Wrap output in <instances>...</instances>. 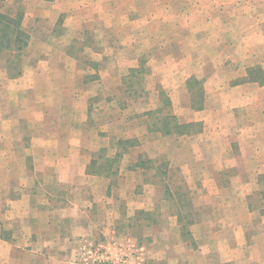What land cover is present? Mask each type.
Listing matches in <instances>:
<instances>
[{
  "label": "rangeland",
  "instance_id": "374dc122",
  "mask_svg": "<svg viewBox=\"0 0 264 264\" xmlns=\"http://www.w3.org/2000/svg\"><path fill=\"white\" fill-rule=\"evenodd\" d=\"M53 1L55 0H5L0 3V6L3 5L1 10L8 9L5 12L10 14L11 18L22 12L21 29L27 36L24 40L28 43L17 60L18 69H13L14 66L6 62V56L0 54V103L15 106L20 102L15 106V114L25 115L28 119L36 116L37 106L48 103L56 107V114L61 119H70L73 124L86 122L88 128L84 130L87 135L93 136L87 138L88 148L93 153L102 150V159L113 158L122 151L121 147H117V140L131 135L137 136L136 147L113 162L110 168L111 172H116L113 176H109L107 180L100 177L87 181L88 184L102 188L103 183H109L105 199H100V205L93 208L91 213L98 219V222H93V234L95 229L100 231V236L96 234L95 239L92 238L91 241L95 244L94 247L96 244L108 243L109 238L127 242V235L130 234L129 244H134L135 247H157V240L149 243V240L143 237L144 226L140 225L141 228L134 225V220L138 226L144 219V215H138L137 212L149 211L155 216H173L175 208L170 201L175 202L177 199L175 188L178 186L186 191L188 198L191 192L193 195L199 192L200 195L196 196L195 200L202 202L205 199L202 193L205 192L196 190V179L184 173L175 164L178 161L189 163L195 154L206 157L217 153L219 146L223 147L224 142H219L217 138L215 142L208 141L207 131L200 127L199 123L186 129L196 136L184 137L181 140L183 149L176 157L171 153L166 156L169 161L165 155L154 156L152 159L153 166L156 167L161 162H167L165 165L168 172L161 181L159 176H154V169L146 172L147 167L140 165L141 161L149 158L144 144L153 137L158 146H166L160 150L163 154L175 149L177 140L174 137H151L145 133V126L147 122L154 121L159 125L165 118L175 117L181 122L189 121L195 116H204L202 113L193 115V112L202 107L204 98L205 101L208 100L207 108L210 105V110H213L209 112L213 118L227 119L225 113H228V110L220 108V105L225 103L221 87L245 82L249 69L255 70V76L264 85V0H58L56 5L51 3ZM127 10L133 14V23L128 21L127 15L123 16ZM59 11L67 13L65 26L52 31L49 27L56 20ZM81 22H84V28L89 30L74 29ZM99 23L110 27L112 31L90 30ZM145 23L150 25L141 30ZM111 38L118 41L107 42ZM98 40L101 42L95 45ZM37 42L46 45H38ZM47 42L60 46L53 48ZM80 42H87L84 50L82 49L86 59L88 58L92 65L96 60L95 65H91L87 72L93 74L97 70L103 78L100 83L90 85L86 94H80L77 88L81 81L78 77L69 81V87L73 89L70 92L79 93L75 92L73 95L67 93L68 88H64V92L59 89L60 94H54L50 90L49 95H44L40 85L39 95L28 93L18 98L13 89L3 84L8 79L7 75H17V70L18 75L23 71L26 74L35 66L45 70L47 61L41 58L40 63L36 64L37 53L57 49L56 61L61 63L58 61L59 57L67 56L68 45L74 58L79 53ZM102 56L107 58V61L102 63ZM57 62L53 63L54 67H60ZM61 69L63 68L60 67ZM54 81L59 83L58 79L51 80V83ZM189 87L193 89V94L188 92ZM262 90L264 92V86ZM99 91L101 92L98 93ZM216 92L220 95L213 97ZM147 111L154 113L144 117L143 113ZM244 112L245 110L239 111L242 119L246 117ZM26 122L29 123L30 120H25ZM233 124L236 125V122ZM20 130L28 134V131L32 133L35 129L20 126ZM45 131L47 132V128ZM204 131L206 135L203 134ZM81 133H84L83 129L78 126L72 125L68 128L66 134L71 135V144L74 147L78 141L77 136ZM161 139L164 141H158ZM147 149L152 156L159 152L150 148L149 142ZM218 163L216 162L217 166ZM135 164L138 165L135 173H128L129 166ZM223 164L220 163L222 166ZM221 183H225L223 178ZM164 185L169 188L170 199ZM261 198H264V194ZM71 201L74 203V198ZM161 201L164 204H161ZM98 207L101 209H97ZM75 212L70 213L74 218ZM165 221L167 220L157 227L162 225L170 230L169 225L173 226V221ZM66 225L65 229L68 230L72 224ZM195 227L196 231L199 230L198 226ZM96 248L91 249L92 254L88 255L93 259L84 260L82 256L76 255L73 261L70 257H64L65 262L112 263L103 258L104 248Z\"/></svg>",
  "mask_w": 264,
  "mask_h": 264
},
{
  "label": "crops",
  "instance_id": "0c3cea01",
  "mask_svg": "<svg viewBox=\"0 0 264 264\" xmlns=\"http://www.w3.org/2000/svg\"><path fill=\"white\" fill-rule=\"evenodd\" d=\"M41 1L43 0H39ZM51 3L56 5L58 0ZM64 12L59 11L56 20L49 27L50 30L65 26L67 13ZM124 15L133 23V14L129 10L123 13ZM83 25L84 22H81L74 29L89 30ZM146 25L150 23L143 24L140 29L145 30L148 27ZM94 29L112 31L102 23L95 24L90 30ZM117 41L115 38L107 40ZM95 42V45H98L97 42L101 40ZM47 43L53 48L60 46L53 42ZM86 45L87 42L79 43V53L74 58L71 48L69 49L67 45V56L59 57L58 61L61 63L56 61L57 49L37 53L36 64L40 63L41 58L47 61L45 70L35 66L26 74L25 71L21 75L6 74L8 79L3 84L13 89L18 98L28 93L39 95L40 85L44 95H49L50 90L54 94H60L59 89H63L64 92V88H68L67 93L73 95L78 91L70 92L72 88L69 87V81L73 77H78L81 81L77 88L80 94H86L90 85L98 84L103 79L97 70L93 74L87 72L95 65L96 60L92 65L88 58L86 59L87 56L82 51ZM102 57L100 60L102 63L104 60L107 61V58ZM56 62L63 69L54 67ZM189 78L190 75L187 76V82ZM57 79L59 83L56 81L54 84L51 83V80ZM56 85L58 89L55 88ZM263 86L245 81L221 87L225 103L220 105V108L228 110V113H225L227 119L213 118L209 114L213 110H210V105L207 108L208 100L205 101L204 98L202 107L193 112V115L202 113L204 116H195L189 121L178 120L181 125L199 123L200 127L207 131L208 141L215 142L217 138L219 142H224L223 147L219 146L217 153L206 157L195 154L190 161L187 160L189 163L178 161L175 164L184 173L196 179L197 191L205 192L202 193L205 197L202 202L195 200L196 196L200 195L199 192L197 195H193L192 192L190 194L193 218L199 219L188 229L192 243L185 241L175 215H166L167 217L160 215L161 224L164 220L173 221V226L169 225L170 230L162 227L163 224L143 229V237L149 240V243L157 240L155 241L157 247L147 245L135 247L134 244H129L128 234L127 242L109 238L108 243L96 244V247L105 249L102 251L103 258L112 262L123 261L126 264H264V198H261L264 194ZM192 91L193 89L189 87L188 92L193 94ZM217 95L220 94L216 92L213 97ZM15 106L0 103V264H68L64 257L68 259L70 257L73 261L76 255L82 256L84 260L93 259L88 255L92 254L91 249L97 248L91 239H95L96 234L100 236V231L95 229L93 234L95 228L93 224L98 222V219L91 213L93 208L100 205L99 200L105 199L109 183H103L102 188L87 182L89 179L100 177L108 179L89 172L90 162L96 159L99 150L96 149L98 152L93 153L88 148L87 138L93 137L87 135L84 130L88 128V124L84 121L73 124L70 119H61L56 114V107L48 103L37 106L36 116L31 119L25 118V115H16ZM240 110L246 112L243 119L239 115ZM148 112L143 113L144 117H148L146 115ZM25 120L30 122L25 123ZM233 122H236V125ZM149 124L150 122H147L145 126V133L149 136L174 137L177 140L175 149L162 154L160 150L166 146H158L153 137L149 138L150 148L159 150L152 156L147 149L148 142H145V152L151 161L154 156L166 157L171 153L176 157L183 149L181 140L184 137L196 136V134L165 136L160 132L149 131ZM72 125L82 128L84 132L77 136L75 147L71 144V135L66 134ZM20 126L37 131L33 130L32 133L28 131V134H25L21 132ZM206 131L203 132L204 135ZM136 137L131 135L122 140H132L136 145ZM134 147L136 146L129 148L128 152ZM205 162L208 164H203ZM216 162H219V166ZM220 163H224L223 166ZM131 165L127 171L135 173V170L130 169ZM222 178L225 183H221ZM103 189L105 190L102 194ZM73 198L74 203L71 201ZM71 211H76L75 218L70 214ZM66 223L72 224L68 230L65 229ZM195 226H198L199 230L196 231Z\"/></svg>",
  "mask_w": 264,
  "mask_h": 264
},
{
  "label": "trees",
  "instance_id": "16d2710c",
  "mask_svg": "<svg viewBox=\"0 0 264 264\" xmlns=\"http://www.w3.org/2000/svg\"><path fill=\"white\" fill-rule=\"evenodd\" d=\"M5 0H0V3L2 4ZM2 6H0V54L6 56V62L11 63L13 65V69H18V59L22 55L24 49L27 47L28 43L26 42L27 36L22 33L21 29V22H22V12L17 13L13 18L9 16L10 14H6L8 11H2ZM2 12V13H1ZM22 38V40H21ZM15 62V63H13ZM253 69L248 70V74L245 77V81L248 82H256L259 84H262L260 82V79L255 76ZM19 74V71L17 70V75ZM190 84V82H189ZM189 86V85H188ZM168 103V100H166ZM161 109V108H160ZM160 112V110H158ZM154 113V112H153ZM152 112H148L146 115L151 116L153 115ZM154 121V120H153ZM149 131H155V132H160L162 135H183V134H190L189 131L186 129L190 127H194L196 124H184L181 125L178 123L175 117L171 118H165L162 120V122L157 125V123L154 121L149 124ZM117 147H121L122 151L120 153H117L114 155L113 158H101V153L103 152L102 150H99V153L97 154V157L95 160H92L90 162L89 166V172L98 175V176H104L109 178V176H113L116 172H111L110 168L113 164V162L117 158H121L122 154H126L128 152L129 148H132L135 145V142L132 140H118L116 142ZM141 166H146L147 170H155L154 176H159L160 180L163 181L166 175L167 167L165 162H161L157 167L153 166V162L149 159L146 161H141L140 162ZM138 165L135 164L134 166H131V170H135ZM165 186V185H164ZM175 189H177L176 192V197L177 199L174 201H170L171 205L174 206L175 212H173V215L177 217L178 225L181 226V230L183 231V236L185 238V241L187 243L191 244L192 239L190 238V233H189V227L194 225L199 221L197 218H193L194 212H193V207L190 203V199L187 197L186 191L178 186ZM165 192L167 194V197L169 198L171 195L169 194V188L165 186ZM170 199V198H169ZM138 215H144L143 221L137 226L135 224L134 220V225L136 227H141L144 226L143 229H147L150 227H157L158 224H161V220L159 219V215L155 216L152 214V212L146 211H139L137 212ZM141 225V226H140ZM142 228V227H141ZM188 240H191L189 242Z\"/></svg>",
  "mask_w": 264,
  "mask_h": 264
},
{
  "label": "built area",
  "instance_id": "2783aa9c",
  "mask_svg": "<svg viewBox=\"0 0 264 264\" xmlns=\"http://www.w3.org/2000/svg\"><path fill=\"white\" fill-rule=\"evenodd\" d=\"M106 264H124V262L123 261H119V262H117V263H106Z\"/></svg>",
  "mask_w": 264,
  "mask_h": 264
}]
</instances>
